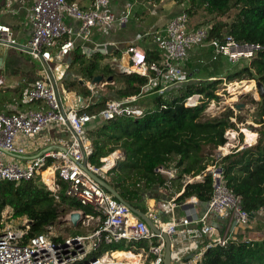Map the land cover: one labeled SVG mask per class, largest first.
<instances>
[{
  "label": "built area",
  "instance_id": "2783aa9c",
  "mask_svg": "<svg viewBox=\"0 0 264 264\" xmlns=\"http://www.w3.org/2000/svg\"><path fill=\"white\" fill-rule=\"evenodd\" d=\"M110 1L92 0V7L88 11L69 5L66 0L35 1L31 8L32 35L26 47L27 53L41 65V78L25 90L16 105L34 103L37 104V108L0 114V181L19 184L40 177L42 184L54 195L56 201H59L61 183H64L65 196L74 199L83 207H89L92 211V215H86L82 210L70 211L67 215L68 221L70 214L77 212L80 214L82 225L87 226L85 224L87 220L94 221L90 225L92 229L88 234H76L62 240L51 237L45 231L24 242L29 228L27 219L23 218L21 225L16 228L7 225L6 221L3 222L2 213L0 264H133L126 258H113V251L109 249L99 257L91 258V255L98 252L102 246L110 247L122 243L128 245L130 242L140 241H146L148 248L138 250L137 255H143L147 259V264H163L162 237L155 234L143 220L82 170L81 165L84 162L88 171L97 176L111 168L106 167L105 162L101 167L89 163L93 144L87 137L85 128L96 118L110 121L116 117H142L145 108H142L137 101L145 96L157 95L165 99L169 93L178 94L182 87L190 83V75L185 71L187 55L198 48H210L211 61H216L222 56L232 64L241 58L250 59L262 49L259 44L240 42L229 34L209 39L208 29L202 27L189 29L188 17L182 12L173 17L162 30L150 34L153 44L161 53L159 60H147L146 52L132 45L125 52L129 65L119 66L116 59L108 62L110 69L116 68L121 74L135 73L145 77L147 82L140 93L125 99H110L97 113H88L86 110L97 101L79 108L72 107L70 101L68 102L70 99L68 95H65V91L60 90L57 85L54 70L56 62L62 61L73 52L76 39L88 40L94 28L102 29L111 23L123 26L126 23L127 15L117 18L109 11ZM65 16L79 21L80 25L76 31L65 26L63 22ZM65 37L68 38L62 40ZM15 44L17 43L11 29L0 24V45L12 47ZM214 80H219L224 85L228 82L222 76L208 79V81ZM91 84L93 85L91 90L95 91L94 88L98 83L91 82ZM2 85L3 79L0 77V87ZM215 94L218 97V93ZM203 99V95L193 93L185 97L182 104L194 108L200 105ZM219 108L224 107L219 105L218 97L207 103L203 114L206 118H215L218 114L215 111ZM234 119L232 118L231 122H234ZM54 126L69 135V141L63 150L44 151L24 164L10 159L11 156L27 154L26 148L17 143L18 139L25 141L33 139ZM225 138L226 143L219 146L214 154L216 160L230 154L233 149L228 142L231 137ZM253 140L255 139L248 142L246 140L234 148L241 150L250 147L256 142ZM121 158L119 153L114 160ZM210 168L207 174L211 176L213 191L208 201L207 213L194 222L196 227L190 228L189 225L193 222L182 219L180 225L183 229L179 230L175 222H162L156 213L148 215L157 229L166 233L171 240L172 264H201L206 248L215 244L224 246L233 239L235 227L247 222L250 217L243 210L240 197L226 187L222 170L216 165ZM45 171L52 173L51 185L44 180ZM155 173L164 175L167 181L174 177V170L164 165L157 167ZM166 208L171 211L173 203H169ZM210 214L226 221V233L223 237L208 240L203 249L191 259H184L187 249L181 246L182 241L189 239L198 241L213 233V228L206 223V218ZM9 219L15 220L11 216Z\"/></svg>",
  "mask_w": 264,
  "mask_h": 264
},
{
  "label": "trees",
  "instance_id": "16d2710c",
  "mask_svg": "<svg viewBox=\"0 0 264 264\" xmlns=\"http://www.w3.org/2000/svg\"><path fill=\"white\" fill-rule=\"evenodd\" d=\"M174 1L177 6H183L182 12L188 17L189 29L206 28L209 39L229 34L237 41L259 44L262 49L249 61L246 59L237 61L235 66L239 67L241 64L240 67L228 73L227 80H255L264 86V0ZM233 8L237 12L230 21L218 20ZM204 49L200 52L201 57L213 63V70H217L216 61H211V49ZM113 53L111 56L120 57L121 52ZM146 55L147 60L157 61V54L147 51ZM106 56L100 53L93 54L91 59L85 62L84 56L76 54L71 60V65H80L79 69L84 78L91 80L98 73H104V76H111L114 83L112 87H108L110 94L97 95V103L86 110L88 113H97L110 99H125L138 95L147 82L145 77L135 73L121 74L107 67L100 69L98 61ZM200 59L194 58L186 63L185 71L191 70L187 74L193 76L201 71ZM209 77L217 76L213 75L212 71ZM219 83V80L188 83L179 90L178 94L169 93L165 99L153 95L152 104L145 108L144 115L139 118L116 117L110 121L101 118L92 120L85 128L87 137L93 144L89 163L101 167L102 158L115 150H120L124 159L116 164L113 172L133 174L139 178L137 180L145 179L148 186L158 175L155 173L157 167L167 166L174 161L176 168L180 169V174L191 172L199 174L208 165H216L222 170L226 187L240 197L243 210L250 217H254L264 210V97L257 103L255 123L259 125V129L256 142L241 150L233 149L230 154L216 160L211 156L215 149L226 143V129L234 127L231 119L240 120V117H234L231 110H228L222 118L204 116L207 103L218 99L214 90ZM67 85L69 84L65 83L64 88L69 91L76 87L74 83ZM193 93L203 95V102L194 108L185 107L182 104L183 100ZM85 94L89 95L90 92L86 91ZM206 148L209 153H204ZM117 175L118 179L123 180L121 175ZM122 184L120 182L119 186L113 185V187L124 200L139 209L134 203L140 199L138 193L130 192L129 188ZM61 186L59 201H56L39 177L19 184L0 181V220L7 208L10 209L13 219L26 218L29 223L24 240L26 242L27 239L44 233L59 220L62 212L59 210L60 206H65L68 211L82 210L86 215L91 214L89 207H83L74 199L65 196V184L61 183ZM212 191L211 176L206 174L201 183L187 184L178 200L194 196L198 201L208 202ZM139 210L146 213L144 209ZM76 234L78 233L73 235ZM117 247H125V250ZM147 248L146 241L130 242L128 245L122 243L110 247L102 246L98 252L91 255V258L99 257L108 249L111 251L134 249L133 253L136 254L138 250ZM201 264H264V238L251 239L242 234L236 235L234 232L233 239L224 246L215 244L206 248Z\"/></svg>",
  "mask_w": 264,
  "mask_h": 264
},
{
  "label": "crops",
  "instance_id": "0c3cea01",
  "mask_svg": "<svg viewBox=\"0 0 264 264\" xmlns=\"http://www.w3.org/2000/svg\"><path fill=\"white\" fill-rule=\"evenodd\" d=\"M35 1L36 0H0V24L6 25L11 29L17 45L26 47L31 38V8ZM66 2L69 5L76 6L82 11H88L92 7V0H66ZM108 9L117 18L127 15L126 23L123 26L117 23H111L102 29H92L88 40L82 41L76 39L74 41L73 52H71L68 57L63 58L62 61L56 62L54 74L57 79V85L60 90L65 91V95H68L70 98L68 102L70 101L69 103L72 107L76 106L79 108L83 105L91 104L97 101V95H99L98 91L94 92L91 90V88H93L91 84L92 79L95 76H99V73L91 80L84 78L80 69H78V72L75 69L78 64L71 65V60L74 55L80 54L84 56V61L87 62L91 59L93 54H97L92 52L97 46L111 44L114 46V49L110 53L104 54L107 55L106 58L98 61L99 68L102 69L107 67L109 69L108 63L102 62L113 59L117 60V65L124 67L129 65V60L125 53L126 49L133 45L143 49L145 52L148 51L152 52V54H157V60H159L161 53L153 44L150 34L153 31L162 30L173 17L182 13V9L176 5L174 0H111ZM63 22L65 26L73 31H76L80 25L78 20L68 16L63 18ZM67 38L68 37H65L62 40ZM1 46L7 50L10 49L14 51L15 55L19 53L16 55V61L21 73L17 76L16 74H9L7 76L9 79H5L2 69L3 61L0 59V77L3 79V85L1 87H4L0 95V114L18 113L27 109L37 108V104L34 103L28 105L19 104V106H17L16 102H19L23 93L31 84L41 78L42 68L39 61L33 59L27 52L19 51L4 45ZM114 51L121 52L120 57L111 56L114 54ZM195 53L197 54V50ZM21 55H26L30 63L23 60ZM187 60L186 63L190 62L192 57H189V59L187 58ZM31 61L37 63L36 67L32 65ZM216 65L217 67H221V71L223 72L227 71V69H230L235 64L230 63L225 57L220 56L216 60ZM71 67L74 68L70 72V75L73 76V81L71 83L75 82L77 90L74 87L72 91H69L64 88V82L67 83L66 72L70 71ZM114 71H117V69L115 68ZM215 71L218 72L219 70L215 69ZM200 73L201 71L193 75L198 77ZM190 76L192 80L193 76ZM210 78L213 77L208 76L203 80L208 81ZM6 81H8L7 85H5ZM79 81H83L84 83L81 84ZM108 83L114 84L112 81ZM94 89L97 90L96 87ZM86 91H89L90 94L86 95ZM150 96L153 95H149L148 97ZM241 131L240 129L238 132H230L231 138L228 142H230L231 147L235 144L239 146L240 143L246 140L247 142L250 141L247 138L242 139L241 142L239 141L238 133H242ZM68 141V133L54 126L41 132L33 139L27 141L21 138L18 139L17 143L26 148L27 154L25 156H11L10 159L24 164L44 151L51 149L63 150L67 146ZM232 143H234V145H232ZM117 151L121 153L122 158L117 161L114 160L111 168L99 175L100 178L105 180L112 187L113 185L119 186L118 183L121 182V184L123 183L122 185L129 188L130 192L138 193L140 199L134 201V203L139 209H144L147 216L156 213L160 216L162 222H175L179 230L183 229V226L180 225L182 219H188L193 222L189 225L190 228L196 227V223L194 222L196 220L198 221L207 213L208 202L198 201L194 196L184 197L182 200H178V198L183 195L187 184L201 183L208 171L211 170L210 167L212 165H208L205 169L206 171L204 170L199 174H193V172L189 174H180V169L178 170V168H176V162L174 161L166 166V168L174 170V177L171 178L172 180L167 181L164 175L158 174L154 182L148 186L145 183V179L137 180L139 178H136L133 174L124 172L118 173L117 171L113 172L116 164L124 159L123 153L120 150H115L114 152ZM217 151L218 149H215L211 157H214ZM103 159L104 158L101 159L102 165L104 163ZM117 174L121 175L123 180L118 179ZM171 202L173 203V209L169 211L166 206ZM132 206L134 207V205ZM90 213V215H92V211ZM90 221V223H94L93 220ZM206 223L214 230L211 236L198 241L189 239L181 242V246L187 249L184 253V259H191L203 249L205 244L208 243V240L223 237L226 233V221L224 219L210 214L206 218ZM234 232L236 235L242 234L251 239L264 238V211H260L254 217H250L247 222L237 225ZM114 252L116 251H113V253ZM126 252L133 253L132 251H120L119 253L129 256ZM137 254L138 252L135 255ZM137 256L139 259L135 258L134 260L136 264H147V259L144 258L143 255ZM127 260L131 262L130 259Z\"/></svg>",
  "mask_w": 264,
  "mask_h": 264
},
{
  "label": "rangeland",
  "instance_id": "374dc122",
  "mask_svg": "<svg viewBox=\"0 0 264 264\" xmlns=\"http://www.w3.org/2000/svg\"><path fill=\"white\" fill-rule=\"evenodd\" d=\"M181 9H183V6L181 5L180 7ZM237 10L236 9H231L225 16H223L222 18H218V20L220 21H225L228 22L230 21V19L236 14ZM202 20V19H201ZM200 20V21H201ZM206 48V47H204ZM204 48H200L197 50V54L194 52H191L187 55L188 59L189 57H192V59L194 58H202V60L200 59L199 61H201L202 67H201V73L198 75V77L196 75H193V79L191 80V76H190V84L191 83H202L206 77H208L210 75V73H212L213 70V63H209L210 61H208L207 59L201 57L202 54H200V52H203V50H205ZM19 54V53H17ZM16 54V55H17ZM16 55L15 52L12 50H7L5 49L3 46L0 45V59H2L3 61V73H4V77L5 79H9V77H7L9 74H16L19 75L20 69L17 66V61H16ZM22 59L25 61H28V63H30V61L28 60V57L26 55H21ZM244 59L245 58H241ZM239 59V60H241ZM251 59V58H250ZM247 61H249V59H246ZM87 61V59H86ZM109 60L102 62V63H108ZM188 61V60H187ZM246 61V63H247ZM245 62V61H244ZM32 65H34L36 67L37 63L31 61ZM215 63V62H214ZM63 65V64H62ZM236 65V64H235ZM232 66L230 69H227V71H221V67H218L217 73L213 72V75L216 76H222L225 77L227 79V74L228 73H232L234 71V69H238L240 67H236V66ZM63 67V66H62ZM230 67V66H229ZM80 68V65L76 66L75 69L78 72V69ZM74 68L71 67L70 71L66 72L67 75V83H71L73 81V76L70 75V72L73 70ZM212 70V71H211ZM226 70V69H225ZM191 70H186L187 72H190ZM104 73H99L98 75H101L103 77V80L98 83V85L96 86L95 91H98L99 95H108L110 94V90L108 89V87H112L113 84L108 83L107 79L108 77L111 76H104ZM189 74V73H188ZM195 76V77H194ZM19 78V77H17ZM77 79V78H76ZM204 79V80H203ZM228 81V80H227ZM228 82H230V85H228ZM226 82L224 85L223 82L220 81V83L217 85V88L214 90V92H217L218 97H219V105H221V107L223 106L224 108H219L218 110L215 111V113L217 115H215V118H222L227 114L228 110H231L236 116L240 117V120L234 119V127L233 128H229L226 129V134L225 137H231L230 132H238V130H242V133H238L239 135V141L241 142L242 139H248V140H252L254 137L256 141L258 138V132L257 130L259 129V125H257L255 123V119H256V115H257V107H258V102H260V100L262 99V97H264V94L261 96L258 92L257 87H255L256 85V81L255 80H240L238 81L237 79L233 80V81H228ZM8 81H6L7 85ZM65 85V82H64ZM70 85V84H69ZM67 85V86H69ZM75 85V82H74ZM103 85V87H102ZM228 86V87H226ZM66 87V86H65ZM115 89L116 87L113 86ZM4 87L0 88V95L3 91ZM75 89L77 90V88L75 87ZM264 89V86H263ZM94 91V92H95ZM98 95V96H99ZM216 95V94H215ZM152 98L153 96H145L143 98H141V100L138 102V104L142 107V108H146L149 107L150 104H152ZM223 103H225L223 105ZM237 106L239 107L237 109ZM220 107V106H219ZM254 133V134H253ZM237 138V136H236ZM232 145H234V143H232ZM234 146H237V144H235ZM233 146V149H235ZM232 149V150H233ZM208 149L206 148L204 150V153H207ZM209 153V152H208ZM207 159V158H206ZM65 206H60L59 210L62 211L59 217V220L57 222H55V224L49 228H47L46 232L53 238H67L70 236H73L74 233H78L81 235H85L88 234L91 229L92 226H90L92 223H90V220L85 221V224L87 226H84L80 223H78V225L76 226V228H74V226L68 221L67 219V215L69 214L70 211H73L72 209H70V211H68V209H65ZM4 218H3V222L6 221L5 223H7V225H12L13 227H18L21 225L22 223V219L23 218H18L15 220H10L9 217L11 216L10 213V209L7 208L6 210H4L3 212ZM28 221V220H27ZM117 249H124L125 247H117ZM132 252H135L134 249H130ZM86 262V261H84Z\"/></svg>",
  "mask_w": 264,
  "mask_h": 264
},
{
  "label": "water",
  "instance_id": "95a60500",
  "mask_svg": "<svg viewBox=\"0 0 264 264\" xmlns=\"http://www.w3.org/2000/svg\"><path fill=\"white\" fill-rule=\"evenodd\" d=\"M11 48L19 50V51H24L27 52L28 49L26 47L20 46V45H13ZM114 49V46L111 44H105V45H99L95 48V50H93V53H100L102 55L110 53L112 50ZM103 80L102 76H95L92 79V82L94 83H100ZM112 81V77H108L107 82ZM256 87L258 89L259 94L262 96L264 94V89H263V85L261 83H256ZM239 107L237 106V109ZM81 168L84 172H86L88 174V176L93 179L96 183H98L103 189H105L107 192H109L117 201H119L120 203L124 204L126 207H128V209L134 214L136 215L139 219L143 220L147 226L157 235H159L160 237H162L163 241H164V256H163V264H172L171 262V240L169 238V236L160 231L159 229H157V227L154 225V223L150 220V218L143 212L137 210L136 208H134L130 203H128L126 200H124L119 193L112 187L110 186L105 180H103L102 178H100L99 176L91 173L90 171H88V169L86 168L85 162L81 165ZM69 221L70 223L76 227L78 225V223L81 222V217L80 214L77 212H73L70 214L69 217Z\"/></svg>",
  "mask_w": 264,
  "mask_h": 264
},
{
  "label": "bare ground",
  "instance_id": "6f19581e",
  "mask_svg": "<svg viewBox=\"0 0 264 264\" xmlns=\"http://www.w3.org/2000/svg\"><path fill=\"white\" fill-rule=\"evenodd\" d=\"M79 82L81 84L84 83L83 81H79ZM118 155H119V152L117 151V152L112 153V154L108 155L107 157H105L103 159V161L106 163V167H111L113 165V163H114L115 157H117ZM43 176H44L45 182L48 185H51V183L53 182L52 173L50 171H45L43 173ZM119 252L120 251L114 252L113 255H112V257L113 258H126V259H130L131 263H133V264H136L135 261H134L135 258H138L139 259V257L137 255L133 254V253L126 252L127 255H129V256H126V254L125 255L124 254H120ZM116 255H118V256H116Z\"/></svg>",
  "mask_w": 264,
  "mask_h": 264
}]
</instances>
